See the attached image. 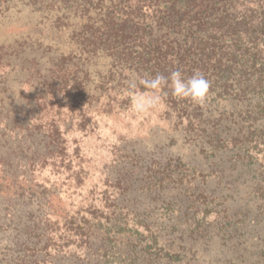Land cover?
<instances>
[{
    "label": "trees",
    "instance_id": "16d2710c",
    "mask_svg": "<svg viewBox=\"0 0 264 264\" xmlns=\"http://www.w3.org/2000/svg\"><path fill=\"white\" fill-rule=\"evenodd\" d=\"M0 21V33L13 30L0 39L1 185L16 181L25 146L43 112L47 118L65 100L73 108L82 101L96 105L102 96L118 93L128 80L132 92H158L168 114H175L179 124L186 123L190 136L202 141L207 157L220 159L223 166L221 172H205L176 162L182 168L180 183L192 175L186 188L190 204L184 211L188 228L179 230L180 239L185 230L209 232L205 223H211L208 215L216 212L213 223L223 247L235 252L243 246L255 257L248 264L264 263V246L247 242L254 226L246 223L254 211L264 221V0H0ZM96 55L109 58L107 70L95 72L91 67ZM176 68L186 76L196 70L205 74L211 88L203 104L144 83ZM227 170L234 173L231 181L251 186L252 200L233 213L225 205L231 192L222 198L206 192L209 177L217 173L223 182ZM162 173L157 182L173 171L165 168ZM10 202L3 200L0 220ZM159 237L151 234L148 244L128 248L115 245L111 254L101 251L90 261L184 263V254L155 247ZM179 247L191 253L186 264H240L246 259L239 250L215 260L182 240ZM113 256L117 262L108 260Z\"/></svg>",
    "mask_w": 264,
    "mask_h": 264
},
{
    "label": "rangeland",
    "instance_id": "374dc122",
    "mask_svg": "<svg viewBox=\"0 0 264 264\" xmlns=\"http://www.w3.org/2000/svg\"><path fill=\"white\" fill-rule=\"evenodd\" d=\"M10 31L0 33V39L5 40ZM109 66L107 56L96 55L91 60L95 72ZM128 82L118 93L102 96L96 105L82 101L73 108L65 100L47 118L43 112L25 146L16 181L0 183V209L5 198L11 201L0 220V264H94L90 259H96L99 252L111 254L115 245L148 244L155 233L160 234L155 247L176 250L185 255V262L192 256L179 247L181 240L204 251L209 259L235 255L239 250L246 257L240 264L255 260L243 246L235 252L223 247L213 223L216 212L208 215L211 223H205L209 232L185 230L180 239L183 231L179 230L188 228L184 211L190 204L186 188L192 175L185 176L181 184L178 174L182 168L176 162L205 172H221L223 166H219L220 159L214 162L207 157L202 141L190 136L186 123L179 124L175 114H168L163 99L147 110H137L134 101L139 95L160 94L132 92ZM165 168L173 173L157 182ZM226 172L223 182L217 173L211 175L206 192L218 198L231 192L225 205L233 213L252 200L251 186L231 181L234 173ZM166 203L171 205L166 207ZM256 214L246 220L254 226V230L249 228L247 242L263 248L264 221ZM114 258L108 260L117 262ZM160 262L168 264L167 259Z\"/></svg>",
    "mask_w": 264,
    "mask_h": 264
},
{
    "label": "clouds",
    "instance_id": "9594fccd",
    "mask_svg": "<svg viewBox=\"0 0 264 264\" xmlns=\"http://www.w3.org/2000/svg\"><path fill=\"white\" fill-rule=\"evenodd\" d=\"M144 83L154 90L169 88L176 98L189 99L197 104H203L206 101L211 88V82L201 71L196 70L190 76H186L179 68L172 70L167 76L157 73L154 77L146 79ZM161 99L156 94H141L135 99L134 106L137 110H147L158 105Z\"/></svg>",
    "mask_w": 264,
    "mask_h": 264
}]
</instances>
